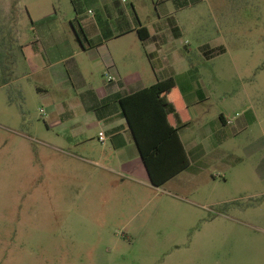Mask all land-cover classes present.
Listing matches in <instances>:
<instances>
[{
    "label": "rangeland",
    "instance_id": "1",
    "mask_svg": "<svg viewBox=\"0 0 264 264\" xmlns=\"http://www.w3.org/2000/svg\"><path fill=\"white\" fill-rule=\"evenodd\" d=\"M127 1L143 20L174 10ZM184 2L177 43L209 99L206 122L181 132L187 144L203 127L210 137L203 157L152 189L48 147L40 102L28 112L18 83L2 86L20 27L32 36L30 16L72 14L74 2L0 0V264H264V0ZM221 114L233 122L218 130Z\"/></svg>",
    "mask_w": 264,
    "mask_h": 264
},
{
    "label": "crops",
    "instance_id": "2",
    "mask_svg": "<svg viewBox=\"0 0 264 264\" xmlns=\"http://www.w3.org/2000/svg\"><path fill=\"white\" fill-rule=\"evenodd\" d=\"M117 1L123 4L117 5ZM72 2L75 13L55 9L30 16L32 36L26 27H20L14 37L17 42L7 46L3 54L6 77L2 86L18 83L28 112V105L34 100L40 102L50 140L44 143L48 147L80 159L88 167L117 175L124 183L156 188L121 100L171 78L176 90L173 103L168 105L173 125L183 128L201 119L199 99L207 100L209 94L201 86L200 68L177 43L181 30L173 15L186 3L166 0L174 5L172 12L170 8L158 12V18L147 14L143 20L131 1L130 5L127 0ZM16 21L17 26L27 24L23 16H17ZM173 24L177 31H173ZM27 91H33L32 97ZM221 115L218 130L229 125L227 117ZM247 123L241 122L240 129ZM181 128L179 136L189 160L203 157L206 153L202 142L210 137L209 131L203 127L202 137L187 144ZM100 132L106 137L104 141L100 140Z\"/></svg>",
    "mask_w": 264,
    "mask_h": 264
},
{
    "label": "trees",
    "instance_id": "3",
    "mask_svg": "<svg viewBox=\"0 0 264 264\" xmlns=\"http://www.w3.org/2000/svg\"><path fill=\"white\" fill-rule=\"evenodd\" d=\"M175 93V83L170 78L121 100L123 113L155 186L164 185L190 165L179 136L182 126H174L169 118L168 105L173 103Z\"/></svg>",
    "mask_w": 264,
    "mask_h": 264
},
{
    "label": "built area",
    "instance_id": "4",
    "mask_svg": "<svg viewBox=\"0 0 264 264\" xmlns=\"http://www.w3.org/2000/svg\"><path fill=\"white\" fill-rule=\"evenodd\" d=\"M112 77L111 76H109L108 77V79H111ZM226 122H227V124H231L232 122H233V120L232 119H226ZM105 135H104V133L103 132H100V140L101 141H104L105 140Z\"/></svg>",
    "mask_w": 264,
    "mask_h": 264
}]
</instances>
